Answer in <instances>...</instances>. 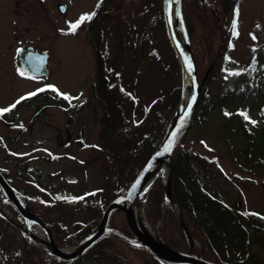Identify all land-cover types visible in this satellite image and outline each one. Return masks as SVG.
<instances>
[{"label": "rangeland", "instance_id": "374dc122", "mask_svg": "<svg viewBox=\"0 0 264 264\" xmlns=\"http://www.w3.org/2000/svg\"><path fill=\"white\" fill-rule=\"evenodd\" d=\"M96 1L0 0V109L27 97L0 114V165L10 176V184L29 195L35 211L19 192L25 199L23 206L52 225L46 226L55 244V236L63 238V245L56 244L62 249L77 246L84 239L75 241L82 233L91 225L96 228L108 204L124 193L135 176L129 162L120 165L100 149L101 108L93 104L92 87L99 66L98 51L106 50L108 61L121 73L126 91L110 93L107 99L119 97L126 105L125 111L135 110L134 107L142 111L151 98L161 92H173L180 78L181 92L184 86L181 62L164 20L163 0H110L94 15L98 22L87 19L70 31V24L81 15H89ZM179 1L188 47L196 64L199 93L205 86L210 96L230 89L228 104L242 106L252 119L257 118V106L264 97V0ZM62 4L63 11L59 9ZM234 19L237 35L232 34ZM230 31L232 39L227 36ZM226 36L228 58L219 68ZM27 45L48 53L45 75H20L23 70L16 49ZM244 86L247 89H242ZM231 87H237L239 92ZM42 88L44 91H38ZM33 92L36 95H27ZM85 97L89 98L87 102ZM182 100L183 94L171 120ZM181 142L218 158L219 167H214L206 180L223 191L227 202H238L243 209L264 213V166L250 170L238 163L215 112L186 126ZM171 164L170 159V173H157L162 176L164 187L168 180L169 192ZM60 190L98 198L97 211L77 203L54 201L53 194ZM170 195L173 197L171 192ZM144 204L142 199L137 205L139 215L160 236L157 226L148 222ZM0 209L4 211H0V264H145L141 254L118 237L103 240L73 262L56 261L48 244L35 239L34 234L39 233L48 241L46 233L39 224L26 228L27 222L2 188ZM121 215L126 220L123 210L117 208L109 215L108 226L113 227L110 221H118ZM125 233L132 234L131 230ZM252 246L258 251L256 244ZM190 247L201 256L202 244L193 237L187 251L176 250L189 252Z\"/></svg>", "mask_w": 264, "mask_h": 264}, {"label": "trees", "instance_id": "16d2710c", "mask_svg": "<svg viewBox=\"0 0 264 264\" xmlns=\"http://www.w3.org/2000/svg\"><path fill=\"white\" fill-rule=\"evenodd\" d=\"M107 1L110 0L96 1L93 10L89 13L91 15L89 22L96 19L94 15L102 10ZM224 2L227 3L229 0H224ZM93 13L95 14L92 15ZM103 16L104 14H102ZM93 22H98V20ZM227 36L232 39L231 31ZM227 36L225 47L220 54L219 68L224 66L228 58ZM147 43L146 41V48L149 49ZM230 43L231 41H228V45ZM152 52L154 51L152 50ZM98 53L100 55L99 66L97 65L92 87L95 96L93 104L96 106L98 104L101 108L99 115L100 149L106 150L108 156L120 165L129 162L136 175L151 153L159 146L168 130L171 118L180 101L181 78L173 87V92H161L155 98H151L142 107V111L139 112L136 107H134L135 110L126 109L125 111L126 105L119 97L107 99L110 93L120 91L124 94L126 91L125 85L121 81V73L113 66L112 62L108 61L106 50L98 51ZM153 55L156 57V54ZM173 59L178 65L174 54ZM199 71L201 72L200 67ZM232 89L239 92L237 87ZM242 89L247 88L244 86ZM229 94L230 89H224L219 94L210 96L207 86L201 88L200 96L187 127L195 119L203 120L205 115L215 112L219 117L225 138L231 142L235 149L238 163H243L244 168L250 170L257 166H264V97L257 106V118L252 119L242 106L232 105V107L228 104L226 96ZM88 99L85 97L86 102ZM245 116L249 119H245ZM251 121H255V124ZM183 133L176 142L172 153L170 190L179 204L180 216L189 235L202 244L201 256L222 264H264V213L243 209L238 202H227L224 199L223 191L214 186L211 181L206 180L214 167H219L218 158L185 147L181 142ZM0 171L10 182V176L1 165ZM15 188L26 196L30 208L35 211L29 195L22 189L16 186ZM164 194L163 178L161 175H156L144 196L139 198L138 203L141 204L142 199H145L144 212L147 220L151 225L157 226L160 236L168 245L178 250L187 251L189 241L187 233L177 210L172 208ZM53 195L54 201L77 203L87 210H96L99 206L98 198L79 197L69 191L60 190ZM43 220L45 221V219ZM45 222L50 227L52 226L48 221ZM95 226L91 225L75 241L83 238ZM110 226L118 227L128 233L130 231L122 215L118 221L113 218L110 221ZM108 238L116 239V236L106 234L87 250L98 246ZM118 240L133 248L136 253L141 254L145 264H163L147 248L129 244L122 239ZM55 241L59 246L64 244L62 237L55 236ZM253 244L257 245L258 251L253 249ZM55 259L64 261V259L56 257Z\"/></svg>", "mask_w": 264, "mask_h": 264}, {"label": "water", "instance_id": "95a60500", "mask_svg": "<svg viewBox=\"0 0 264 264\" xmlns=\"http://www.w3.org/2000/svg\"><path fill=\"white\" fill-rule=\"evenodd\" d=\"M175 5L176 0H163V15L171 44L181 62L184 80H186V82L188 83L190 92L186 99H183L181 101L180 108L177 111V114L175 115L171 126L160 146L150 155L148 160L145 162V164L142 166L140 171L128 186L124 195H122L123 202H119L118 198L113 199L106 207L102 221L91 233H89L77 246L71 249H62L58 247L55 244L51 232L44 221H42L38 216L32 213L27 207H24L18 202V200L14 196V188L9 184L4 175H2V173L0 172V187L3 189L7 198L13 203L16 208L19 209L25 221H35L37 224H39V227L44 230L47 237L49 238L46 243L48 244L51 253L59 258L72 260L73 258H76L80 254H82L93 242H95L102 235L113 234L127 242L139 244L148 248L164 264H219L198 256L194 253L191 247L189 252H182L172 248L160 236L143 231L138 225L134 215L137 198L144 185L146 176L158 161L164 158H171L174 144L178 139L180 133L184 130L186 124L188 123L192 110L200 94V86L197 78L196 64L193 54L188 46H184L182 44L174 26ZM59 9L63 11L65 10V6L59 5ZM18 49L22 50L20 52H17L21 68L25 73L34 76H43L47 73V52H39L32 46L20 47ZM189 63L192 64L191 68L188 67ZM189 104L191 105L190 108L188 107ZM185 112L188 113L186 117L184 116ZM166 147L168 148V151H165ZM170 199L173 204L175 203V205L178 206V203L171 195ZM116 208L123 210L127 223L132 232L131 235L123 232L118 228L109 227L106 224V216ZM180 220L184 226L190 242H192V238L190 237L181 216ZM28 233L32 235V232H30L29 230Z\"/></svg>", "mask_w": 264, "mask_h": 264}, {"label": "bare ground", "instance_id": "6f19581e", "mask_svg": "<svg viewBox=\"0 0 264 264\" xmlns=\"http://www.w3.org/2000/svg\"><path fill=\"white\" fill-rule=\"evenodd\" d=\"M179 8V11H180V1L179 0H176V5H175V10ZM174 26H175V29H176V32H177V35L178 37L180 38L182 44L184 46H188V40H187V35H186V31H185V27H184V23H183V20L181 18V14L179 16H176L175 15V12H174ZM190 92V88H189V85L188 83L185 81V84H184V90H183V97H184V100L186 99V97L188 96ZM169 168H170V161L169 159H161L160 161H158L152 168V170L148 173V175L146 176L145 180H144V185H143V188H142V192L144 191V189L147 188L149 182L151 181V179L160 171H164L166 174L168 173L169 171ZM168 195H170L168 193ZM14 196L17 198V200L22 204V205H25V199L24 197L19 193V192H14ZM118 201L119 202H122L123 201V198L122 197H119L118 198ZM1 212L4 213V211L2 209H0ZM134 215H135V218H136V221L138 223V225L140 226V228L143 230V231H146L150 234H153V235H157L151 228L150 226L144 221L142 220V218L140 217L139 215V209L137 206H135V209H134ZM29 224V223H28ZM26 224V226L28 225ZM35 236V239H37L38 241H40L41 243H45L46 241V237L39 234V233H35L34 234Z\"/></svg>", "mask_w": 264, "mask_h": 264}, {"label": "snow or ice", "instance_id": "6c2138e0", "mask_svg": "<svg viewBox=\"0 0 264 264\" xmlns=\"http://www.w3.org/2000/svg\"><path fill=\"white\" fill-rule=\"evenodd\" d=\"M94 14H95V13H93L92 15H94ZM175 15H176V16H179V15H180L179 8H177V9L175 10ZM87 19H91V15H88V14L81 15L80 18H79L75 23H71V24H70V31H75L76 28L80 25V23H82L84 20H87ZM232 28H233V33H232V34H233V35H237V33H236V31H235V29H236V20H235V19H234L233 22H232ZM253 39H255V37H253ZM17 51L20 52V51H22V50L18 49ZM188 67L191 68V67H192V64L189 63V64H188ZM232 74H234V75H238V73H232ZM20 75H21V76H24V75H25V72L21 71V72H20ZM48 87H53V86H50V85H49ZM38 91H44V89H43V88H42V89H38ZM27 95H28V96H33V95H36V93H35V92H33V93H28ZM26 98H27L26 96H22V97H20L19 100H17V101H16L14 104H12L9 108L0 109V114L10 111L11 108H15V107H16V104L20 103L21 100H24V99H26ZM64 98H65V99H69V97H68L67 95H65ZM193 98H194V97H193ZM188 107L190 108L191 105L189 104ZM187 115H188V113L185 112V113H184V116L186 117ZM245 119H249V118H248L247 116H245ZM251 123L255 124V121H251ZM173 135H175V134H173ZM165 151H168V148H167V147L165 148ZM144 191H147V189H144Z\"/></svg>", "mask_w": 264, "mask_h": 264}]
</instances>
